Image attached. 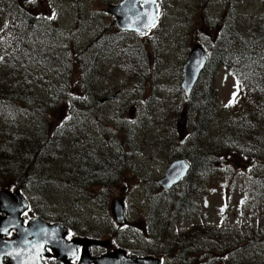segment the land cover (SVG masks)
Wrapping results in <instances>:
<instances>
[{
	"label": "rangeland",
	"instance_id": "1",
	"mask_svg": "<svg viewBox=\"0 0 264 264\" xmlns=\"http://www.w3.org/2000/svg\"><path fill=\"white\" fill-rule=\"evenodd\" d=\"M5 1L8 9L17 3L38 18L33 34L17 23L16 35H27L12 51L1 39L3 19L11 18L0 2V80L6 87L24 82L22 92L30 98L25 105L14 98L0 102V133L13 131L18 138L13 148L31 158L26 167L32 163V180L24 194L37 217L71 225L75 237L100 241L105 249L99 255L125 250L132 258L156 260L178 256L181 233L199 224L219 231L201 237L199 258L211 251L217 260L219 251L226 252L224 264H264V190L253 185L264 178L263 167L211 157L206 167H212L211 161L213 173L186 194L196 207L188 212L168 202L181 197V184L167 193L157 185L171 162L194 158L193 141L201 151L210 149L209 155L212 147L218 149L221 129L238 101L236 79L218 68L214 114L196 131L180 88L189 51L194 45L208 50L217 36L246 42L250 28L264 16V0H158L161 18L142 37L119 32L107 13L108 6L123 0ZM132 43L143 51L138 74L123 54L104 50ZM46 50L47 65L30 57ZM203 83H197L199 91ZM108 96L116 100L98 104ZM35 103L48 111L35 113ZM181 113L183 128L177 126ZM1 141L8 146L3 136ZM123 156L125 165L119 160ZM15 157L11 153L8 160ZM91 164L97 174L108 175V185L104 177L97 186L84 187L72 174L71 167ZM116 199L125 206L121 227L111 213Z\"/></svg>",
	"mask_w": 264,
	"mask_h": 264
},
{
	"label": "trees",
	"instance_id": "2",
	"mask_svg": "<svg viewBox=\"0 0 264 264\" xmlns=\"http://www.w3.org/2000/svg\"><path fill=\"white\" fill-rule=\"evenodd\" d=\"M0 2L2 9L7 11L6 18L7 16L11 18L10 20H4L2 18L4 28L6 27V29L3 30L1 39L3 38L2 42L6 43L8 48L15 50L19 46V40H21L22 36L26 38L27 35L26 33L16 35L17 23L21 21L28 28L27 32L33 34L36 19H34L33 15L24 12L23 5L17 6V3H12L11 9H8L5 0H0ZM249 32L250 34L246 42L242 41L237 34L238 39L217 36L215 42L209 44L208 50L206 49L208 61L198 81L204 80L202 89L199 91L195 86L191 97L186 102L189 110L186 114L190 116L188 119L189 121H196V131H198V128L202 125L200 128L202 129L204 122L209 120L210 116L212 117L214 114L215 93L213 89V78L218 68H226L227 72L236 79L238 93L236 100L238 99V101L233 106L235 109L233 116L228 119L226 126L221 129L222 135L220 136L218 149L212 147L213 154L209 155L207 152H210V149L201 151L193 141L194 158H190V162L188 161L190 164L189 172L180 183L182 191L181 197L168 200L170 203L174 200V207L181 206L182 212L196 210L193 209V207H196L193 205L191 198L186 194L189 195L196 192L198 186L194 187V184L199 181L201 185L206 177L213 173V164L211 161L210 165L212 167H206V163L209 162L208 160H211V157L217 155L221 157H234L247 163L251 168L258 166L264 168V16L250 28ZM12 40L15 43H12ZM101 46L102 44L100 43ZM139 46L134 43L131 45L118 44L112 48H110L111 46H105L104 50H117L119 54H123L128 62L132 61L135 64L138 74L143 71V51ZM49 52L50 50H46L41 55L36 56L32 54L30 57L37 64L47 65L50 61L47 56ZM19 84L20 82L16 86L6 87L4 82L0 80V102H11V99L14 98V100H19L24 105L29 103L30 98H25L26 93L24 94L22 92V87L25 83L22 82V86H19ZM15 88L18 91H14ZM41 106L43 105L34 104L35 113L48 111ZM26 112L30 113L28 110ZM36 117L39 121L46 120L44 115L41 118L37 115ZM9 130L5 133H0V137L3 136L5 143L8 145L6 147L4 141L0 142L2 144L0 147V189L5 188L7 176L9 178L12 177L13 169L26 167L27 161L29 159L31 160L27 152L19 148H13L18 138H16L17 135L13 131ZM194 134L192 133V135ZM196 134L199 137L201 136L198 132ZM42 139V137L35 139V143L39 144ZM11 153L17 157L8 160ZM124 158L125 156L119 159L122 165H125ZM88 172L90 176V179H87L88 184L92 182L101 183V175L93 170L92 164L88 167ZM107 177L108 175L106 174L103 185L109 184ZM253 185L263 191L264 178H256L253 180ZM211 231L219 232L212 228L201 227L198 224L181 233V239L177 240L175 244L177 247L175 253L178 256L173 255V260H171L172 258L161 257V264H224L228 262L226 252H216L217 255L215 256L217 260L212 258L211 251L207 254L208 257H198L197 251L200 247L201 237L205 235L215 237Z\"/></svg>",
	"mask_w": 264,
	"mask_h": 264
},
{
	"label": "water",
	"instance_id": "3",
	"mask_svg": "<svg viewBox=\"0 0 264 264\" xmlns=\"http://www.w3.org/2000/svg\"><path fill=\"white\" fill-rule=\"evenodd\" d=\"M156 2L157 0H123L119 5L108 6L107 13L115 19L114 24L119 31L144 35L153 27L156 19L159 17ZM207 59L208 54L200 45L193 46L189 51L187 61L182 68L181 90L185 99H188L193 91L200 74L204 70ZM115 100V96H108L99 100L98 104ZM183 122L184 117H179L177 126L183 128ZM189 169L190 166L187 161H175L169 165L163 177L157 182V185L163 192H166L178 185L186 177ZM26 207L27 204L20 195L0 190V213L5 215V218L0 219V236L10 229L17 232L13 241L8 243L0 242V250L3 249L5 251L2 256H6L10 264H31L34 259L33 256V258L25 257L24 260L21 250L18 254V248L19 245L21 246L22 237L25 232H36V242L40 245L41 249H50L55 258L62 264H70V261L75 258L76 249L79 247L83 248L79 264H159L153 258H128L125 252L121 250L115 251L112 256L107 255L96 260L90 259L87 255V248L92 245L103 247L104 244L87 240L67 243L64 240L66 232L61 226H48L40 221H35L27 228L22 229L20 223H17L16 220ZM112 214L119 227L125 224L122 200L114 202ZM39 231L42 237L39 236ZM32 239L34 241V236H32ZM28 240L29 238H27L26 242ZM11 250H14V252H11ZM28 259L32 260L28 261ZM36 263L40 264L38 259Z\"/></svg>",
	"mask_w": 264,
	"mask_h": 264
},
{
	"label": "flooded vegetation",
	"instance_id": "4",
	"mask_svg": "<svg viewBox=\"0 0 264 264\" xmlns=\"http://www.w3.org/2000/svg\"><path fill=\"white\" fill-rule=\"evenodd\" d=\"M32 167V163L29 164L28 168H15L16 170H18V174L14 173L15 169L12 170V176H16V177H11L9 178L7 176V182L5 185V189L6 191H8L10 194H18L20 196H22V198L27 202L28 207L27 209L21 213L19 215V220L17 221V223H20V227L22 229L27 228L30 224H32L33 222H35L36 220L39 221H43L44 223L48 224V225H55L57 223H53V222H46L44 220H42L38 215V210L37 209H31V205L28 203V200L26 199V195L24 193L26 192V187L28 184H30L31 180L29 177V170ZM72 169V174L77 178L78 182L81 183V185H83L84 187L87 185H98V183L96 182H92L91 184L87 183V179H90L89 176V172H88V167H71ZM105 177V174L101 175V180H103ZM4 215H2L0 213V219H3ZM63 226V225H62ZM71 225L66 224L64 227L67 230V235H66V240L67 241H72V240H93L96 242H100L98 240H94V239H89L86 237H75L74 236V232L72 227H70ZM17 232L14 230H9L6 233H3L0 236V241L4 242V243H8L14 240V238L16 237ZM27 233H24L23 235V245L20 248L21 250V255L22 257L25 256V254L27 253V251H34V255H37V259H39L40 264H61L59 262H57V260L54 258V255L47 249L42 250L40 246H36V236L35 233L30 232L29 233V240H28V244H30L29 246H27ZM32 236H34V244L32 245ZM34 247V248H31ZM105 249V246L103 248L97 246V245H92L87 249V253L89 255V257L91 259H97L100 257H103V255H99V252H102V250ZM128 252V251H127ZM126 252V253H127ZM81 253V248L77 249V255L79 256V254ZM3 254V250H0V264H10L9 259H7L6 257L2 256ZM36 262V260H35ZM79 263V257H75L74 260L71 262V264H78ZM36 264V263H35Z\"/></svg>",
	"mask_w": 264,
	"mask_h": 264
}]
</instances>
